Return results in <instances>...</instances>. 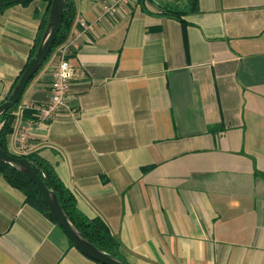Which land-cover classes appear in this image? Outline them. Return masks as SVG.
<instances>
[{"label": "crops", "instance_id": "obj_1", "mask_svg": "<svg viewBox=\"0 0 264 264\" xmlns=\"http://www.w3.org/2000/svg\"><path fill=\"white\" fill-rule=\"evenodd\" d=\"M74 3L67 106L20 149L52 55L13 110L8 149L49 162L127 264H264V0H198L184 23L151 0ZM47 9L0 12V102ZM0 264L101 263L0 173Z\"/></svg>", "mask_w": 264, "mask_h": 264}, {"label": "trees", "instance_id": "obj_2", "mask_svg": "<svg viewBox=\"0 0 264 264\" xmlns=\"http://www.w3.org/2000/svg\"><path fill=\"white\" fill-rule=\"evenodd\" d=\"M31 1L33 0H0V12L4 11L5 9L13 5H17V4L27 5ZM44 1L48 3V9H49L51 0H44ZM144 1L145 0H141V2ZM157 6L159 7V9L163 14L176 18L183 23L185 22L183 16L188 13L197 11L199 7L198 0H184L183 4L168 3V4H164L163 6H159V5ZM48 9L46 14L41 20V23L37 31V35L35 37L27 61L32 57L34 51L36 50L39 44L40 38L46 26ZM74 17H75L74 0H65L61 25L58 30V33L54 38L50 50V54L46 58L45 62L49 59V57H51L54 54V51L57 48V46H59L61 43L67 40ZM20 73L15 78L11 86V89L16 83ZM35 74L33 75V77L35 76ZM17 103L9 110L0 114V148H2L4 151L14 156L28 158L32 163L37 175L43 180V182L49 189H52L54 191L62 210L64 211L65 215L70 220V222L77 228V230L95 247L125 262L124 257L120 251V245L118 241L114 238V236L111 234L107 224L99 217H93V218L87 217L77 208L73 193L63 184L61 179L58 177L55 169L49 162H47L45 159L39 156L36 152L15 153V152H11L8 149L7 135L13 131L12 123L15 118L13 110L15 109ZM0 173L3 175L5 180L12 187L17 188L24 193L25 201L28 204H30L39 212L47 216L50 220L55 222L50 212L48 211L46 204L41 198V195L38 192L36 185L30 179H28L25 175L17 171L11 165L4 163L2 161H0ZM70 242L73 244L71 240Z\"/></svg>", "mask_w": 264, "mask_h": 264}, {"label": "water", "instance_id": "obj_3", "mask_svg": "<svg viewBox=\"0 0 264 264\" xmlns=\"http://www.w3.org/2000/svg\"><path fill=\"white\" fill-rule=\"evenodd\" d=\"M64 3L65 0L50 1L46 26L39 44L32 57L25 63L16 83L7 97L0 102V114L9 110L19 102L29 80L41 68L46 58L49 56L54 38L61 25ZM0 161L11 165L36 185L41 198L46 204L47 209L55 222L62 227L67 237L84 255L101 264H127L119 258L95 247L77 230L62 210L54 191L49 189L43 180L37 175L28 158L14 156L0 148Z\"/></svg>", "mask_w": 264, "mask_h": 264}, {"label": "built area", "instance_id": "obj_4", "mask_svg": "<svg viewBox=\"0 0 264 264\" xmlns=\"http://www.w3.org/2000/svg\"><path fill=\"white\" fill-rule=\"evenodd\" d=\"M112 13L113 7L110 5L105 8ZM83 27H86L84 21H81ZM70 39L61 43L54 51L53 79L50 87V96L46 103L35 105L36 119H28L17 134V143L21 150L24 149L29 133L35 123H44L52 118L58 111L67 106L68 91L70 81L73 76V67L68 61Z\"/></svg>", "mask_w": 264, "mask_h": 264}, {"label": "rangeland", "instance_id": "obj_5", "mask_svg": "<svg viewBox=\"0 0 264 264\" xmlns=\"http://www.w3.org/2000/svg\"><path fill=\"white\" fill-rule=\"evenodd\" d=\"M151 1H153L156 5L159 6H163L164 4H168V3H180V4L184 3V0H151Z\"/></svg>", "mask_w": 264, "mask_h": 264}]
</instances>
